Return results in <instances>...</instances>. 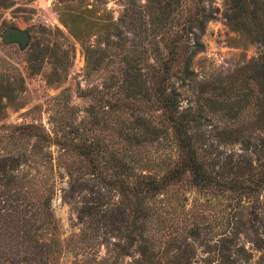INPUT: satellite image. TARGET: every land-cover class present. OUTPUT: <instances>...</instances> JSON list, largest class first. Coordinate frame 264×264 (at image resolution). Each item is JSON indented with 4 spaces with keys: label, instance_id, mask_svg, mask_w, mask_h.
<instances>
[{
    "label": "trees",
    "instance_id": "obj_1",
    "mask_svg": "<svg viewBox=\"0 0 264 264\" xmlns=\"http://www.w3.org/2000/svg\"><path fill=\"white\" fill-rule=\"evenodd\" d=\"M55 2L58 21L79 44L86 73L104 75L100 89L88 92L100 111L72 136L50 135L32 123L15 129L33 137L38 148L58 145L54 159L67 175L63 197L80 225L69 240L80 244L60 243L52 186L20 169L25 153L3 155L0 264H60L63 249L101 244L109 264H124L132 249L138 257L125 264H191L200 245L212 264H245L250 253L236 244L248 223L242 201L261 196L264 206V0H224L223 18L237 42H255L260 52L225 78L198 82L194 106L184 108L178 87L192 81V58L202 50L200 37L213 17L203 0H120L115 19L102 0ZM40 29L42 39L25 50L27 68L37 73L50 59L46 83L60 82L73 46L52 41ZM15 80L0 79V114L14 97ZM92 129L101 133L83 132ZM157 140L168 142L171 155L157 170L136 166L138 146ZM232 145L237 148L226 149ZM187 190L223 196L240 207L233 235L192 244L198 221L180 216ZM248 232L262 249L256 230ZM70 264L102 263L91 256Z\"/></svg>",
    "mask_w": 264,
    "mask_h": 264
},
{
    "label": "rangeland",
    "instance_id": "obj_2",
    "mask_svg": "<svg viewBox=\"0 0 264 264\" xmlns=\"http://www.w3.org/2000/svg\"><path fill=\"white\" fill-rule=\"evenodd\" d=\"M55 1L0 0V32L8 26L26 29L30 34V43L42 39L40 28H44L52 41H64L73 46V56L65 78L60 82L46 83L50 59L42 62L37 73H31L27 68L26 49L19 50L15 44L0 41V79H16L14 97L7 101V106L0 114V156L25 153L26 162L19 166L20 169L34 175V181L52 186L50 204L58 224V239L62 244L73 245L80 244L69 240L80 225L72 202L63 197L67 188V175L62 169V163H56L54 159L60 153L58 145L38 148L33 137L21 136L15 129L16 126L32 123L41 126L50 135L57 132L72 136L71 131L74 132L80 122H87L93 112L98 111L99 114L100 111L88 92L100 89L104 75L102 72L86 73L79 44L58 21ZM135 1L142 3L144 0ZM203 3L211 10L213 17L206 23L200 37L202 50L192 58L193 79L178 87L182 108L194 106V92L198 82L225 78L249 60L255 59L260 52V46L255 42H237L238 34L228 28L223 18L224 0H203ZM102 6L115 19L121 11L122 2L102 0ZM57 30L62 32L64 38L56 33ZM83 132L88 135L101 133L98 129ZM231 148L236 149L237 146L226 147ZM137 151L134 157L138 159L136 166L151 170H157L162 160L168 154L171 155L168 142L163 140L142 143ZM184 197L185 206L180 216L195 217L199 224V235L192 244H215L220 237L233 235V221L240 207H235L232 200L223 196L206 197L194 190H187ZM261 199L259 196L242 201L244 219L247 218L248 223L237 233L236 244L242 245L250 253L245 264H260L264 252V247L257 249L254 246L252 235L248 232L256 230L264 244V206ZM246 228H249L248 231ZM91 256H95L102 264H109L111 260L109 251L102 244L91 249L77 245L63 249L60 264H70L73 260ZM136 257L138 254L132 249L129 255L122 257V263ZM212 263L204 245L196 246L191 264Z\"/></svg>",
    "mask_w": 264,
    "mask_h": 264
},
{
    "label": "water",
    "instance_id": "obj_3",
    "mask_svg": "<svg viewBox=\"0 0 264 264\" xmlns=\"http://www.w3.org/2000/svg\"><path fill=\"white\" fill-rule=\"evenodd\" d=\"M30 34L26 29L8 26L0 32V41L4 44H15L19 50L29 45Z\"/></svg>",
    "mask_w": 264,
    "mask_h": 264
}]
</instances>
